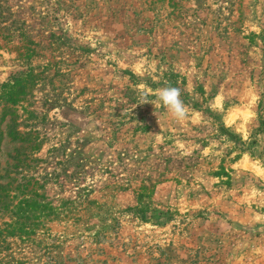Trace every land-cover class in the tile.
<instances>
[{
    "label": "rangeland",
    "instance_id": "1",
    "mask_svg": "<svg viewBox=\"0 0 264 264\" xmlns=\"http://www.w3.org/2000/svg\"><path fill=\"white\" fill-rule=\"evenodd\" d=\"M0 264H264V0H0Z\"/></svg>",
    "mask_w": 264,
    "mask_h": 264
},
{
    "label": "clouds",
    "instance_id": "2",
    "mask_svg": "<svg viewBox=\"0 0 264 264\" xmlns=\"http://www.w3.org/2000/svg\"><path fill=\"white\" fill-rule=\"evenodd\" d=\"M142 97L140 104L149 103L145 94H142ZM180 97L181 91L175 87H166L160 91L159 95L160 101H162L163 105L177 120H183L186 112V108ZM248 118H251V113H248Z\"/></svg>",
    "mask_w": 264,
    "mask_h": 264
},
{
    "label": "trees",
    "instance_id": "3",
    "mask_svg": "<svg viewBox=\"0 0 264 264\" xmlns=\"http://www.w3.org/2000/svg\"><path fill=\"white\" fill-rule=\"evenodd\" d=\"M34 205L36 206V204H34ZM34 205H33V206H34ZM45 208H46V210H47V209H48V206H45Z\"/></svg>",
    "mask_w": 264,
    "mask_h": 264
}]
</instances>
